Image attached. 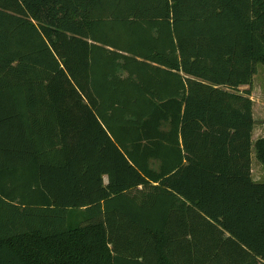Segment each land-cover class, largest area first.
<instances>
[{"label":"trees","instance_id":"trees-1","mask_svg":"<svg viewBox=\"0 0 264 264\" xmlns=\"http://www.w3.org/2000/svg\"><path fill=\"white\" fill-rule=\"evenodd\" d=\"M259 63L264 0H0V264H264Z\"/></svg>","mask_w":264,"mask_h":264},{"label":"rangeland","instance_id":"rangeland-1","mask_svg":"<svg viewBox=\"0 0 264 264\" xmlns=\"http://www.w3.org/2000/svg\"><path fill=\"white\" fill-rule=\"evenodd\" d=\"M257 72L252 79L251 87V100H252V112L254 119V135L256 138L264 135V69L262 64H257ZM242 90L248 89V87H242ZM259 172L254 168V175ZM264 182V177L260 179Z\"/></svg>","mask_w":264,"mask_h":264},{"label":"crops","instance_id":"crops-1","mask_svg":"<svg viewBox=\"0 0 264 264\" xmlns=\"http://www.w3.org/2000/svg\"><path fill=\"white\" fill-rule=\"evenodd\" d=\"M259 138L260 137H258V138L255 137L254 129H253L252 142L255 143V141L258 140ZM254 168L256 169V171L259 172L258 174H256V177L254 175ZM251 175H252V179L255 182H261L260 179H262L264 177V170L262 169V166L260 165V163L257 161L254 151H253V154L251 156Z\"/></svg>","mask_w":264,"mask_h":264}]
</instances>
